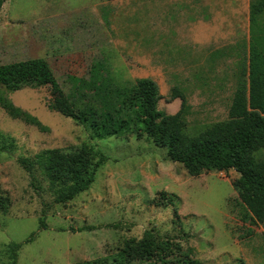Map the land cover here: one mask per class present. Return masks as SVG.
Returning <instances> with one entry per match:
<instances>
[{"label":"rangeland","instance_id":"374dc122","mask_svg":"<svg viewBox=\"0 0 264 264\" xmlns=\"http://www.w3.org/2000/svg\"><path fill=\"white\" fill-rule=\"evenodd\" d=\"M232 2L221 0L219 6L228 9ZM149 34L148 0H6L0 9V64L46 59L75 109L124 110L127 90L137 78L149 77L162 93L159 109H179L180 99H170L173 87L185 96L187 133L225 119L238 64L247 58L246 39L223 48L229 57L196 48L176 55L169 40L167 49L161 47L169 62L156 64L147 59ZM9 97L48 130L0 108V188L10 197L8 210L0 212V264H10L11 242L31 235L17 250V264L102 257L146 229L181 238L194 247L200 264H264V228L252 225L247 233L233 169L190 176L166 158L163 147L134 129L92 138L85 126L47 108V86L23 87ZM82 143L102 160L90 187L63 203L55 201L57 186L36 165L25 169L18 162L47 148L69 151ZM160 190L174 194L180 224L172 222L171 206L153 203Z\"/></svg>","mask_w":264,"mask_h":264},{"label":"trees","instance_id":"16d2710c","mask_svg":"<svg viewBox=\"0 0 264 264\" xmlns=\"http://www.w3.org/2000/svg\"><path fill=\"white\" fill-rule=\"evenodd\" d=\"M6 0H0V9ZM249 39L247 60L242 57L234 81L227 116L213 122L196 134L186 131L188 105L177 87L170 99H180L175 113L158 108L162 98L157 83L149 77L137 78L127 90L128 106L97 111L83 107L75 109L62 90L46 59L27 58L0 64V108L11 118L47 131L36 116L13 103L9 94L23 87L47 86V108L85 126L96 139L119 137L128 131L145 135L166 151L172 162L180 163L188 175L211 170L233 169L238 176L232 181L238 200L244 209V221L264 228V0H249ZM223 53L222 50L216 53ZM223 56V55H221ZM102 158L82 143L66 151L47 148L30 160L18 162L28 169L36 165L51 185L57 186L55 201L71 200L90 187ZM174 194L160 190L152 199L155 205L172 207L173 223H179ZM157 198V199H155ZM10 197L0 188V212H6ZM180 224V223H179ZM40 226L44 227L43 220ZM184 236H189L185 233ZM31 235L24 242H29ZM11 242L10 264H17V250L24 243ZM74 264H200L195 249L185 246L181 238L162 236L152 229L144 230L139 238L130 237L102 257Z\"/></svg>","mask_w":264,"mask_h":264},{"label":"crops","instance_id":"0c3cea01","mask_svg":"<svg viewBox=\"0 0 264 264\" xmlns=\"http://www.w3.org/2000/svg\"><path fill=\"white\" fill-rule=\"evenodd\" d=\"M219 1L148 0V61L156 64L169 62L163 59L168 54L161 51V47H169V40L174 42L176 55L184 49L196 48L208 50V54L215 56L229 57L216 51L230 48L238 38L246 39L248 45L249 0H232L228 9L220 7Z\"/></svg>","mask_w":264,"mask_h":264}]
</instances>
